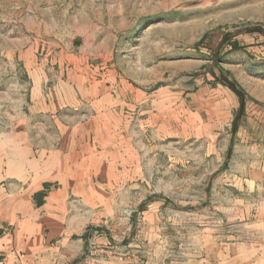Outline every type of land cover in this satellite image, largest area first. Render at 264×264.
<instances>
[{
    "label": "rangeland",
    "instance_id": "obj_1",
    "mask_svg": "<svg viewBox=\"0 0 264 264\" xmlns=\"http://www.w3.org/2000/svg\"><path fill=\"white\" fill-rule=\"evenodd\" d=\"M54 109L107 149L77 264H264V0H0V138Z\"/></svg>",
    "mask_w": 264,
    "mask_h": 264
},
{
    "label": "crops",
    "instance_id": "obj_2",
    "mask_svg": "<svg viewBox=\"0 0 264 264\" xmlns=\"http://www.w3.org/2000/svg\"><path fill=\"white\" fill-rule=\"evenodd\" d=\"M68 110H53L58 132L46 144L0 138V264H77L83 254L86 197L105 185L107 149L89 122L64 118L84 111Z\"/></svg>",
    "mask_w": 264,
    "mask_h": 264
}]
</instances>
